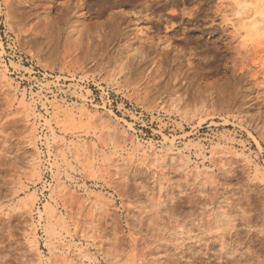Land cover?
<instances>
[{
    "label": "rangeland",
    "instance_id": "rangeland-1",
    "mask_svg": "<svg viewBox=\"0 0 264 264\" xmlns=\"http://www.w3.org/2000/svg\"><path fill=\"white\" fill-rule=\"evenodd\" d=\"M0 264H264V0H0Z\"/></svg>",
    "mask_w": 264,
    "mask_h": 264
},
{
    "label": "bare ground",
    "instance_id": "bare-ground-1",
    "mask_svg": "<svg viewBox=\"0 0 264 264\" xmlns=\"http://www.w3.org/2000/svg\"><path fill=\"white\" fill-rule=\"evenodd\" d=\"M249 24H250V25H254L255 23H254V21H253V22H250Z\"/></svg>",
    "mask_w": 264,
    "mask_h": 264
}]
</instances>
